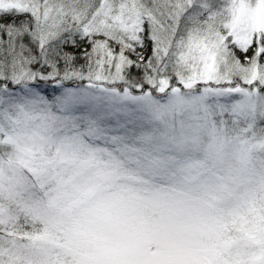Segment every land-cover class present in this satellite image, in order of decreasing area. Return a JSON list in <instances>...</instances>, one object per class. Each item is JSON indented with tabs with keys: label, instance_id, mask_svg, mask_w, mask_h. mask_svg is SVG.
I'll return each mask as SVG.
<instances>
[{
	"label": "snow or ice",
	"instance_id": "6c2138e0",
	"mask_svg": "<svg viewBox=\"0 0 264 264\" xmlns=\"http://www.w3.org/2000/svg\"><path fill=\"white\" fill-rule=\"evenodd\" d=\"M0 264H264V0H0Z\"/></svg>",
	"mask_w": 264,
	"mask_h": 264
}]
</instances>
